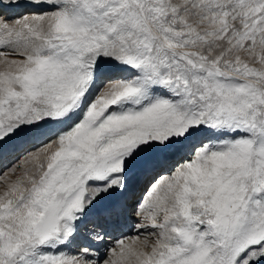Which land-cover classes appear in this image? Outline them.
<instances>
[{
	"label": "snow or ice",
	"instance_id": "snow-or-ice-1",
	"mask_svg": "<svg viewBox=\"0 0 264 264\" xmlns=\"http://www.w3.org/2000/svg\"><path fill=\"white\" fill-rule=\"evenodd\" d=\"M10 150L0 264H264V0H0Z\"/></svg>",
	"mask_w": 264,
	"mask_h": 264
},
{
	"label": "rangeland",
	"instance_id": "rangeland-1",
	"mask_svg": "<svg viewBox=\"0 0 264 264\" xmlns=\"http://www.w3.org/2000/svg\"><path fill=\"white\" fill-rule=\"evenodd\" d=\"M10 9H12V10H14L13 12H11L10 11ZM4 11H7V16L8 17H15L16 15H18L19 14V12H20V9H15V8H9V9H7V10H4ZM13 152H15L14 150H12ZM18 153H19V155H17V154H14L13 156V159H10V160H6L5 162H3V160H0V170H6L8 167H11L13 164H15L16 162H18V160H19V157L22 155V153H21V151H17ZM13 154V153H12ZM17 160V161H16ZM146 186V182L144 183H142V185L140 186V188L138 189V190H135L134 192H133V194L134 195H137V194H139L138 195V197L140 196V194H141V192H142V190L144 189V187Z\"/></svg>",
	"mask_w": 264,
	"mask_h": 264
},
{
	"label": "bare ground",
	"instance_id": "bare-ground-1",
	"mask_svg": "<svg viewBox=\"0 0 264 264\" xmlns=\"http://www.w3.org/2000/svg\"><path fill=\"white\" fill-rule=\"evenodd\" d=\"M7 9H9V8H7ZM7 9H5V10H7ZM10 11L11 12H13L14 10H12V9H10ZM21 11V10H20ZM4 14L7 16V11H4ZM11 18V17H10ZM15 152H13L12 150H10V151H8L6 154H4V155H0V160H3V162H5L6 160H10V159H13V155L14 154H17V155H19V153L17 152V151H19V150H14ZM13 153V154H12ZM20 158V157H19ZM17 161V160H16ZM7 162V161H6ZM17 163V162H16ZM144 181H143V179L141 178L140 180H137V181H135L134 183H133V185H132V192H134L135 190H138L139 188H140V186L142 185V183H143ZM145 183V182H144ZM144 190H145V187H144V189L142 190V192H141V194H140V196L143 194V192H144ZM138 195L139 194H137V195H135L137 198H138ZM129 223V225L131 224V221H129L128 222ZM126 231L129 233V234H132V232H131V228L130 227H128L127 229H126Z\"/></svg>",
	"mask_w": 264,
	"mask_h": 264
}]
</instances>
